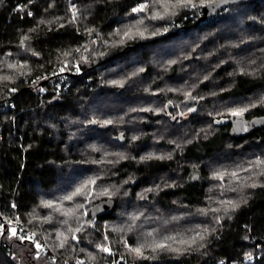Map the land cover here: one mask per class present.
<instances>
[{
	"label": "trees",
	"instance_id": "1",
	"mask_svg": "<svg viewBox=\"0 0 264 264\" xmlns=\"http://www.w3.org/2000/svg\"><path fill=\"white\" fill-rule=\"evenodd\" d=\"M178 3L0 0V211L51 249L12 239L0 264H264V129L216 123L264 115V0L200 23Z\"/></svg>",
	"mask_w": 264,
	"mask_h": 264
},
{
	"label": "water",
	"instance_id": "2",
	"mask_svg": "<svg viewBox=\"0 0 264 264\" xmlns=\"http://www.w3.org/2000/svg\"><path fill=\"white\" fill-rule=\"evenodd\" d=\"M256 0H217L212 3L207 4L203 8V14L199 18L198 22H204L208 19L214 18L220 12L227 10L232 7H238L244 4H250ZM232 125L233 135L236 136H248L252 129H264V115L256 116L251 119H248L246 115L236 114L230 117L228 121ZM92 127H97L98 130L107 132L111 129V125L104 124L98 125L97 122L91 123ZM247 127L251 129L247 130ZM119 138H122V134H119ZM199 180V175L195 174L193 176V181L196 182ZM114 204L112 202H102L96 204L91 210L92 219L96 220L97 218L108 216L114 211Z\"/></svg>",
	"mask_w": 264,
	"mask_h": 264
},
{
	"label": "built area",
	"instance_id": "3",
	"mask_svg": "<svg viewBox=\"0 0 264 264\" xmlns=\"http://www.w3.org/2000/svg\"><path fill=\"white\" fill-rule=\"evenodd\" d=\"M141 5H145V1L140 2L137 6L139 8ZM178 29H181L178 27ZM34 86V82L32 84ZM15 229V235H12V230ZM12 239H18L21 241L28 242L33 252L36 255H48L51 253V249L48 246V244L43 241V239L38 236L35 232L28 230L25 228L24 224L20 221L18 217L11 218V219H4L2 218L1 211H0V247L7 248V243L9 240ZM254 255H250L247 257V260L249 262L254 261ZM56 259V257H53V261ZM66 264H69V262H66ZM74 264H90L87 263L83 259H78L77 262ZM109 264H128L125 261H122L121 259H113Z\"/></svg>",
	"mask_w": 264,
	"mask_h": 264
},
{
	"label": "rangeland",
	"instance_id": "4",
	"mask_svg": "<svg viewBox=\"0 0 264 264\" xmlns=\"http://www.w3.org/2000/svg\"><path fill=\"white\" fill-rule=\"evenodd\" d=\"M192 3H194V4H196L197 5V7H195V8H193V7H189L190 8V10L192 11V14L190 15L191 17L194 15V16H198V15H202L203 14V8L207 5V4H209L210 2H208L207 0H203V3H204V6L203 7H200L199 5L201 4V0H198V1H194V2H192ZM72 8V5H70V9ZM137 8V7H136ZM145 11L147 12V10L145 9ZM178 28V27H177ZM34 82V86H32V84H31V86L34 88V87H36L38 90H40V92L43 94V93H52V92H54L53 93V100L55 99H58L59 98V96H61V94H63L62 93V89H63V83H62V80H60V78L59 77H53V75H51V76H49V75H44V76H41V77H38L35 81H33ZM41 84L42 83V85H41V89H40V87H38L36 84ZM47 85H49V89H47L46 87H47ZM35 89V88H34ZM66 89V88H65ZM186 104H187V106L188 105H190L191 106V111L190 112H195L196 111V104H195V100L193 99V98H190V99H186ZM250 104V103H249ZM252 106H254L253 104H250V105H248V106H241V107H237V108H233L234 110H226V114H229V113H233V112H235V111H243V110H248L250 107H252ZM225 113V112H224ZM189 118V113H185V115H183L182 116V120H186V119H188ZM228 122V120L227 119H218V120H216V123L217 124H219V125H222V124H226ZM94 220V219H93ZM104 248H107L108 249V251H103L105 254H107V255H114L113 253H114V251H113V249H112V246H111V244L108 242L105 246H104ZM103 248V249H104ZM35 256L36 257H38V256H40V255H36L35 254Z\"/></svg>",
	"mask_w": 264,
	"mask_h": 264
},
{
	"label": "snow or ice",
	"instance_id": "5",
	"mask_svg": "<svg viewBox=\"0 0 264 264\" xmlns=\"http://www.w3.org/2000/svg\"><path fill=\"white\" fill-rule=\"evenodd\" d=\"M176 6H181V7H197L196 4L192 3V0H179V3L178 5L177 4H174L173 7H176ZM200 7H203L204 6V3H203V0H201V4L199 5ZM146 7V5H141L139 8H134L133 11L134 12H139V11H143L144 8ZM165 8H167V4L164 5ZM29 15H31V13H29ZM159 14H157V16H154L152 17L153 19L155 18H158ZM140 35L142 36L143 33H140ZM25 39H27V37H25ZM92 183H94V181H91ZM251 187H256L255 184L251 185ZM82 190L81 189H78L77 190V193H74V194H79ZM72 197L69 196L67 197V199H71ZM47 207H52L51 204H48L46 205ZM218 211V210H217ZM15 229L12 230V235H15ZM151 235V234H149ZM169 239H172V240H175L174 237H170ZM200 239H203V237L201 236ZM195 240H196V237H193L192 240H191V243H195ZM181 244H184V243H189V241H185V240H181L180 241ZM63 246V245H61ZM144 248V245H140L139 247H135V248H130V251L134 252L137 256H143V251L142 249ZM157 249H168L170 251H178V249H172L170 248L167 244H164V243H156L154 246H152V251L155 252L157 251ZM103 251H108L107 248H104L102 249Z\"/></svg>",
	"mask_w": 264,
	"mask_h": 264
},
{
	"label": "flooded vegetation",
	"instance_id": "6",
	"mask_svg": "<svg viewBox=\"0 0 264 264\" xmlns=\"http://www.w3.org/2000/svg\"><path fill=\"white\" fill-rule=\"evenodd\" d=\"M249 129H251V127H247V130H249ZM234 131H233V129H232V133H233Z\"/></svg>",
	"mask_w": 264,
	"mask_h": 264
},
{
	"label": "bare ground",
	"instance_id": "7",
	"mask_svg": "<svg viewBox=\"0 0 264 264\" xmlns=\"http://www.w3.org/2000/svg\"><path fill=\"white\" fill-rule=\"evenodd\" d=\"M8 244V243H7ZM114 254V253H113ZM67 261V260H66ZM70 262V261H69ZM75 262V261H74ZM77 262V261H76ZM71 264V263H70Z\"/></svg>",
	"mask_w": 264,
	"mask_h": 264
}]
</instances>
